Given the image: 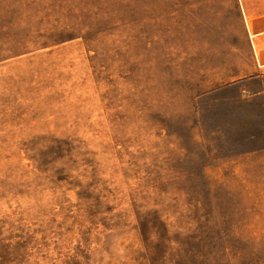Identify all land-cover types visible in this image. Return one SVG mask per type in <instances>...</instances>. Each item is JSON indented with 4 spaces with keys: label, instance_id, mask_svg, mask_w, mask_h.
<instances>
[{
    "label": "rangeland",
    "instance_id": "obj_1",
    "mask_svg": "<svg viewBox=\"0 0 264 264\" xmlns=\"http://www.w3.org/2000/svg\"><path fill=\"white\" fill-rule=\"evenodd\" d=\"M258 31L264 0H0V264H264Z\"/></svg>",
    "mask_w": 264,
    "mask_h": 264
},
{
    "label": "crops",
    "instance_id": "obj_2",
    "mask_svg": "<svg viewBox=\"0 0 264 264\" xmlns=\"http://www.w3.org/2000/svg\"><path fill=\"white\" fill-rule=\"evenodd\" d=\"M254 37L258 38V40H260V39L264 40V31L263 32H260V31L256 32L254 34ZM252 42L254 44V40ZM253 46H254V52H255L256 58L258 60V65L260 66L259 71L262 73L261 75H264V48H263V50H261V55L259 56L260 53H258L256 46L255 45H253Z\"/></svg>",
    "mask_w": 264,
    "mask_h": 264
},
{
    "label": "trees",
    "instance_id": "obj_3",
    "mask_svg": "<svg viewBox=\"0 0 264 264\" xmlns=\"http://www.w3.org/2000/svg\"><path fill=\"white\" fill-rule=\"evenodd\" d=\"M261 76V78H262V80H263V82H264V77L262 76V75H260ZM255 78H257V76L255 77V76H251V77H246L244 80L246 81V80H249V79H255ZM259 93V92H258Z\"/></svg>",
    "mask_w": 264,
    "mask_h": 264
}]
</instances>
